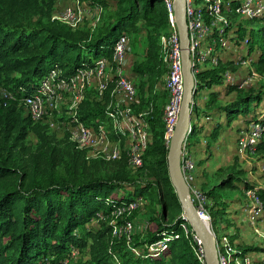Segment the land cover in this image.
<instances>
[{
    "label": "trees",
    "instance_id": "16d2710c",
    "mask_svg": "<svg viewBox=\"0 0 264 264\" xmlns=\"http://www.w3.org/2000/svg\"><path fill=\"white\" fill-rule=\"evenodd\" d=\"M113 1L114 17L104 29L91 33L86 28L52 21L54 0H0V82L15 96V99L0 98V264H43L47 259L58 262L71 254L72 247L87 255L85 259L79 258L80 264H117L114 255L120 256L123 264H204L195 258L187 238L175 237L185 221L184 211L169 175L165 129L157 118L151 122L152 140L144 154V164L139 167L145 169L146 177L125 183L115 176L103 175L101 170L106 162H119L121 170L130 167L126 157L92 162L70 140L62 148L53 143L48 127L35 122L18 104V99L30 95L40 78L55 65L72 75L89 64L93 55L112 53L124 31L139 30L143 25L148 32L146 60L134 69L150 76L160 75L157 36L169 27L164 0ZM98 2L109 5L106 0ZM159 4L163 5L162 10L157 8ZM260 19L264 21V17L250 18V21ZM241 28L237 26L234 39L241 42L248 37L250 50L255 46L260 48L254 63L258 70L264 71V33L252 42ZM225 68L219 64L197 74L192 132L187 141L201 124L212 118L216 126L209 136L214 139L219 137L224 124L240 118L248 124L264 123V109L259 108L264 103V90L241 91L234 87L236 95L221 100L224 93L214 84L221 81ZM206 86L211 90L200 103L197 95ZM167 98L168 92L166 102ZM106 115V104L86 99L78 116L90 120ZM203 118L200 123L199 119ZM31 132L38 138L35 149L28 144ZM254 149L264 151V138ZM202 163L200 160L196 166ZM243 174L244 170H228L222 176V167H218L212 177H220L219 180L203 186L210 197H227L226 190H254L264 203V187L250 182ZM154 189L160 208L151 213L152 227L147 237H134L132 245L141 246L169 237L160 251L134 256L124 237L112 241L113 224L108 220L92 225L97 212L108 215L122 203L139 196H152ZM225 213L226 209L216 208L217 215ZM253 249L258 247L243 248L244 251Z\"/></svg>",
    "mask_w": 264,
    "mask_h": 264
},
{
    "label": "built area",
    "instance_id": "2783aa9c",
    "mask_svg": "<svg viewBox=\"0 0 264 264\" xmlns=\"http://www.w3.org/2000/svg\"><path fill=\"white\" fill-rule=\"evenodd\" d=\"M186 21L189 30V54L193 73L197 84V74L205 67H217L222 61L218 52L228 49L235 40L236 27L232 19L264 17V0H185ZM176 0H164V7L168 17V30L159 36L161 62L167 68L165 87L168 92L167 102L164 105L163 121L165 124V140L169 146L172 135L178 123L184 95L183 57L179 29L177 26ZM103 5L96 2L85 6L80 0H74L59 10L54 16L55 21L62 22L78 28L83 25L86 18L93 16L95 11H101ZM218 39L219 44L213 45ZM234 41V42H233ZM249 43V38L243 40ZM129 33L124 31L116 40L110 57L100 56L94 62L80 67L74 74L67 75L59 65L48 70L39 80L37 87L28 96L18 99L27 114L35 122L54 124L53 117H64L61 124L74 145L86 153V158L95 157L104 161H116L127 158L130 167L139 168L144 164V154L152 139L151 127L144 120L141 113L134 110V104L139 101V93L135 82L124 74L127 66V52ZM218 48V50H216ZM208 65V66H206ZM115 67L116 80L112 97L115 93L121 95L123 106L113 105V99L106 101V117L94 119H81L79 109L86 100V95L92 87H96L105 94L112 68ZM257 75L254 70L252 76ZM227 80H232L233 75L227 70L224 74ZM0 98L15 99L8 88L0 82ZM109 103V104H108ZM254 135L258 142L264 138V123L251 122ZM253 141V140H252ZM256 142V143H258ZM252 145L253 149L255 147ZM255 150V149H254ZM181 169L183 177L189 186V191L195 197H200L201 192L195 185L196 162L187 146L186 141L182 147ZM252 206L249 207V218L252 226H256L264 214V203L254 190H246ZM141 196L118 205L110 214L97 212L91 222L108 220L112 225V241L124 237L129 248L137 255L142 256L145 251H160L167 245L169 237L163 236L153 242L142 246L132 245L134 226L128 217L140 206ZM195 204V203H194ZM201 215L208 221L211 216L196 207ZM181 224V230L175 237L184 236L189 240L199 260L206 264L205 250L201 240L189 220ZM95 222V223H96ZM256 232L260 233L256 228ZM217 253L220 264H264L263 256H251L238 245L230 242L228 236L222 240L216 239ZM141 247V248H139ZM76 247H72L71 254H75ZM70 254V255H71ZM70 255L62 257L58 262L46 260L43 264H73ZM117 258V255H114Z\"/></svg>",
    "mask_w": 264,
    "mask_h": 264
},
{
    "label": "rangeland",
    "instance_id": "374dc122",
    "mask_svg": "<svg viewBox=\"0 0 264 264\" xmlns=\"http://www.w3.org/2000/svg\"><path fill=\"white\" fill-rule=\"evenodd\" d=\"M54 1L55 2L51 17L52 21H54L53 16L59 10H61L66 5H69L74 0ZM80 1L85 6H90L98 2V0ZM106 1L109 2V5H103V9L101 11H95L93 16L86 18L85 22L80 27L86 28L91 33H97L99 30L104 29L110 19L115 15L114 1ZM157 8L162 10L163 5L159 4ZM261 20L262 19L259 21H250V19L235 16L232 19V22L236 28L237 26L239 28L242 27L241 30L244 31L246 35L251 37L252 41L253 38L257 39L264 33V21ZM128 33L129 49L127 52V66L124 74L135 82L138 89L139 101L134 104V110L135 112L141 113L143 115L144 120L148 121L150 127L153 119L157 118L158 122L162 124L161 126H163L165 129L163 110L166 102L160 99L158 96L157 92L159 93L160 91L157 90V88H164L163 85L165 86L167 68L160 61L161 68L160 75H157L158 77H156V75L150 76V74H142L135 71V66L146 60L148 32L147 28L143 25L139 30H132ZM158 40L159 38L157 36L158 46L160 47V42ZM218 41V39H215L213 41V45L216 43L219 44ZM250 45L251 42L245 44L244 41H241L238 42V44L232 43L228 49H220V46H217L219 50L218 48H216V50H218L222 56V61L219 64H222L226 67L225 70L222 71L221 81L217 84H214L215 88L221 90V92L224 93L221 100L233 98L237 92L236 90H233L234 87H238L241 91L251 89L264 90V71L258 70L254 63L260 54V48L255 46L252 50H250ZM103 55L110 57L111 53L106 51L105 53H101L97 56L93 55L91 62H94V60ZM206 68L207 67L204 69ZM115 70V67H113L107 79L108 86L105 94L102 95L98 88L92 87L88 91L86 99L92 101L93 103L100 104H104L106 101L110 103V101L113 99L114 106H123L121 95L115 93L112 97V92L114 88H116ZM227 70H229L233 75L232 80H227L225 78L224 74ZM254 70L256 71L257 75L253 76V78H250ZM210 90V86H206L199 91L197 99H200V103L203 102L201 99L204 96L206 97ZM259 108L264 109V103H262ZM68 116L70 115L67 112L64 113L63 118L54 116L53 125L46 123V121L42 122L48 127L50 134L53 137V143H56L62 148L65 147L66 143L70 140L68 138L67 132L61 124L62 119H66ZM204 119L205 118L199 119L200 123H202ZM220 120L225 123L223 118ZM250 124L251 123L248 124L247 121H244L243 118H240L231 124H224L220 131L219 137L214 139L209 136L213 128L216 126L215 119L212 118L211 120L207 121L206 124H201L199 126L197 132L193 133L191 137H189V142L187 141V145L196 162V165L198 161L203 160V163L199 165V167L196 166L197 178L195 185L201 192V196L199 198L195 197L194 203L195 206L198 207L199 210L204 211L205 214H211L212 218L209 221L210 229L215 238L222 240L223 236H228L231 243L238 245L242 249L244 247H258V249L248 251L249 254L251 256H263L261 249L264 248V214L261 216L256 226H252L249 218V207L252 206V202L249 199L246 190H226L228 192L227 197H223L222 195L210 197L207 195V189L203 186L206 185L207 182L210 184L217 182L220 177L213 178L212 174L218 167H222V176H224L228 170H244L243 175L245 178L257 186L264 187V151L257 152L253 149L252 145L258 142V139L254 135V130L252 128L253 125ZM151 133L153 134L152 127ZM28 144L33 149H35L38 144V138L33 132L28 135ZM87 160L93 162L100 159L90 157L87 158ZM103 165L104 166L101 170L103 175L115 176L117 179H120L125 183H131L134 180L144 179L146 177L145 169L143 168H133L127 166L124 170H121L119 167V162H106ZM58 170L59 172H62V168H59ZM152 193V196H141L140 206L128 217V220L131 221L134 226L132 238L136 236L140 237L141 239L147 237L148 231L152 227L150 222L151 213L160 208V201L158 199L157 191L154 189ZM190 195L192 198H194L191 192ZM216 208H223L224 210L226 209L227 213L223 215H217ZM182 216H184V212L182 213ZM103 221L105 222L106 220L103 219L102 221H95L96 223L93 221L91 223L94 226H98ZM256 228L259 229L260 233L256 232ZM122 238L123 237L118 239L120 240ZM76 251L77 252L74 255H70V260L73 262V264H80L78 262L79 258L82 256L83 259H85L87 258V255L86 253L81 252L78 248ZM131 252L134 254V256H137L132 250ZM141 254L144 256L147 255L148 252L142 251ZM195 258L199 260L196 253ZM114 260L117 264H123V260L118 255L117 258H114Z\"/></svg>",
    "mask_w": 264,
    "mask_h": 264
},
{
    "label": "water",
    "instance_id": "95a60500",
    "mask_svg": "<svg viewBox=\"0 0 264 264\" xmlns=\"http://www.w3.org/2000/svg\"><path fill=\"white\" fill-rule=\"evenodd\" d=\"M175 12L183 57L184 95L180 117L169 146V175L181 202L184 216L192 224L196 234L202 242L206 255V264H220L215 236L213 235L210 227L205 224L200 212L197 210L191 198L189 186L183 177L181 169L182 147L184 142L187 141L189 134L192 132V110L194 95L197 92V84L189 54V30L186 21L185 0H176Z\"/></svg>",
    "mask_w": 264,
    "mask_h": 264
},
{
    "label": "crops",
    "instance_id": "0c3cea01",
    "mask_svg": "<svg viewBox=\"0 0 264 264\" xmlns=\"http://www.w3.org/2000/svg\"><path fill=\"white\" fill-rule=\"evenodd\" d=\"M158 86V85H157ZM159 87V86H158ZM164 88H157V90H159L160 92L158 94V96L160 97V99H162L163 101L166 102V97H167V92H166V89H165V86L163 85ZM206 97L204 96L201 100L203 101V99H205ZM200 100V99H199ZM189 142V140H188ZM187 143V141H186ZM188 146V145H187ZM196 178H197V175H196Z\"/></svg>",
    "mask_w": 264,
    "mask_h": 264
},
{
    "label": "bare ground",
    "instance_id": "6f19581e",
    "mask_svg": "<svg viewBox=\"0 0 264 264\" xmlns=\"http://www.w3.org/2000/svg\"><path fill=\"white\" fill-rule=\"evenodd\" d=\"M201 217L204 220L205 224L210 227V222L208 221V219L204 215H201Z\"/></svg>",
    "mask_w": 264,
    "mask_h": 264
}]
</instances>
